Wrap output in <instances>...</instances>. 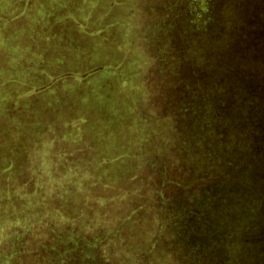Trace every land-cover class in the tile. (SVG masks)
Here are the masks:
<instances>
[{
	"label": "rangeland",
	"instance_id": "obj_1",
	"mask_svg": "<svg viewBox=\"0 0 264 264\" xmlns=\"http://www.w3.org/2000/svg\"><path fill=\"white\" fill-rule=\"evenodd\" d=\"M25 3L0 0V16H5L0 17V46L11 34L16 38L15 52L10 48L7 56L0 54V74L44 84L55 73L71 71L75 80L56 87L47 80V95L33 102L15 97L25 90L22 83L4 85L9 96L2 90L6 104L0 106L11 111L4 125L35 120L43 132L20 138V149L11 158L4 154L13 166L7 175L12 185L0 184V261L14 252V264L23 262L38 244L67 233L106 236L101 252L111 264H151L141 261V254L167 238L163 215L156 217L166 204L158 195L166 198L175 191L166 186L157 195L152 192L158 185L146 166L155 156L164 162L173 155L166 84L143 42L149 25L157 22L152 12L159 0ZM84 13L85 20L91 16L107 25V40L86 43L79 37L86 25L74 19ZM96 64L104 66L102 72L84 85L78 77ZM135 175L137 186L135 178L131 181ZM20 185L30 193L9 191ZM139 205L145 219L129 230L126 216Z\"/></svg>",
	"mask_w": 264,
	"mask_h": 264
},
{
	"label": "trees",
	"instance_id": "obj_2",
	"mask_svg": "<svg viewBox=\"0 0 264 264\" xmlns=\"http://www.w3.org/2000/svg\"><path fill=\"white\" fill-rule=\"evenodd\" d=\"M25 1L22 7H27ZM246 1L159 0L152 12L157 22L154 20L149 25L143 42L155 71L166 84L163 99L169 111L167 118L172 132L169 148L173 155L164 162L162 157L155 156L146 166L154 173L153 182L158 185L152 192L157 195L166 186L175 191L166 198L162 192L158 195L166 204L156 217L163 215L162 227L167 238L162 240V246L161 242L149 244L141 254L144 263L149 260L151 264H264V106H260L261 102L264 105V73L255 69L249 72L236 58L221 54L222 46L228 42L226 29L233 30L237 25L228 23L227 17L233 19L236 15L237 19L246 15L249 22H255L261 29L260 47L264 53V11L257 7L245 11ZM262 2L253 0L251 5ZM86 14L75 15L74 20L80 26L85 24L87 29L83 27L84 33L79 37L86 43L87 39L107 40V25L88 15L85 20ZM75 27L79 33V27ZM10 39L1 41L2 56H7L10 48L15 52V34ZM207 58L212 62L209 66L205 65ZM216 63L232 75L234 84L242 80L241 86H246L248 93V86H252V94L243 97L237 89L233 96L201 85L204 78L212 76L210 72ZM103 67L96 64L88 71L83 70L79 81L85 85ZM73 75L71 71H62L47 80L56 87L58 82L70 80ZM30 80V77L25 81L13 74H0V105L6 104L2 90L9 96L4 85L22 83L25 90L15 94V97L22 95V102H33L37 95H47L43 91L47 80L44 84H31ZM7 113L11 115L10 110L0 106V184L4 181L6 186L12 185V179L7 176L13 166L10 155L20 149L19 139L33 134L40 137L43 132L35 120L28 125L5 126ZM230 132L238 137L230 136ZM223 133L227 137L223 138ZM4 154L10 158L5 159ZM134 178L137 186V175L131 181ZM0 191L3 193L1 185ZM9 191L16 195L30 193L21 185ZM139 207L133 209L130 217L126 216L129 230L136 229L145 219ZM66 234L38 244L26 256L29 262L25 259L18 264H111L101 252L106 236ZM14 261L15 253L11 252L0 264H14Z\"/></svg>",
	"mask_w": 264,
	"mask_h": 264
},
{
	"label": "water",
	"instance_id": "obj_3",
	"mask_svg": "<svg viewBox=\"0 0 264 264\" xmlns=\"http://www.w3.org/2000/svg\"><path fill=\"white\" fill-rule=\"evenodd\" d=\"M219 1L221 2L222 0ZM251 3L253 4V0H247L245 2L243 7L245 11H252V9L254 10L256 9V7L257 9L262 7V3L258 4L257 6H252ZM245 16L246 15H242L239 19L236 18L237 15L234 16L233 19H231V16L227 17L228 23L231 21L233 25H236V23L237 25L233 30H231L229 27L226 29L227 33H225V37H228V42L226 45L222 46L221 54L224 53V55L230 56L229 58H236L237 62L246 66V70L249 72L254 69L258 71H264V53L260 47V40L262 38V33L260 32L261 29L255 22H249ZM240 20L242 21L240 22ZM233 33L236 34L232 35ZM202 60L204 61L205 58ZM255 62H257L258 66H255ZM211 64L212 62L209 58H207L205 65L209 66ZM213 65H215V67L212 69L213 71L210 72L212 73V76L209 75L207 78L208 80L204 78L203 84L201 83V85H203L205 88L210 87L211 90H221L222 92H225L228 95L232 94L233 96L236 95L237 89H239L240 94L243 97L245 96V94H252V86H248V88H250V93H248L246 86H241L243 82L242 80H237V84H234L231 78L232 75L230 73H227V70L225 68H219L217 63ZM202 77H205V75ZM260 106L263 108L264 105L262 102ZM231 134L232 137H238V134L236 135L235 133L230 132V136ZM224 137H227V135H224L223 133V138Z\"/></svg>",
	"mask_w": 264,
	"mask_h": 264
}]
</instances>
